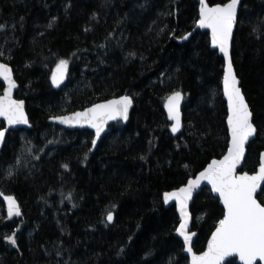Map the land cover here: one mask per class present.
Listing matches in <instances>:
<instances>
[{"label":"trees","instance_id":"1","mask_svg":"<svg viewBox=\"0 0 264 264\" xmlns=\"http://www.w3.org/2000/svg\"><path fill=\"white\" fill-rule=\"evenodd\" d=\"M198 4L0 0V24L6 25L0 59L13 68L15 97L24 99L32 125L9 131L0 150V190L15 195L22 209L21 217L9 220L0 199V264L188 263L174 234L175 205L166 206L163 194L228 147L223 59L206 31L179 40L195 28ZM242 5L231 54L258 129L242 167L253 172L264 150V0ZM61 59L69 61V72L63 87L54 89L50 73ZM177 90L182 126L173 133L163 106ZM121 94L133 99L129 119L111 124L94 151L92 131L48 122ZM14 159L19 163L9 178ZM258 199L264 203V187ZM191 212L193 249L200 252L223 208L205 188ZM13 233L16 246L5 239ZM225 264L239 263L231 258Z\"/></svg>","mask_w":264,"mask_h":264},{"label":"snow or ice","instance_id":"2","mask_svg":"<svg viewBox=\"0 0 264 264\" xmlns=\"http://www.w3.org/2000/svg\"><path fill=\"white\" fill-rule=\"evenodd\" d=\"M199 2V26L211 29L212 44L219 47V51L223 53L226 60L223 93L227 97V124L231 130V144L223 159H213L195 179H189L186 186L166 192L164 200L175 199L179 204L182 221L177 232L183 236L184 242L187 244V251L192 254V264H221L225 257L233 254H238L243 264H254L257 258L264 260V203L258 202L256 199L257 189L264 181V155H262L258 171L255 174L249 175L248 172H243L237 175V166L245 154V144L250 137L257 134L258 129L254 124L253 112L241 91L240 80L233 67V59L229 51L233 39V28L238 23V8L243 6L242 0H228L226 3L213 6H209L206 0H199ZM55 19L53 17L48 27L53 26ZM5 27L6 25L0 24V31H3ZM183 39H187V37H183ZM4 55V51H0V57H4ZM68 64L69 61L66 59L59 60L56 72L51 77L54 85H60L67 74ZM0 77L8 85L4 94L0 95V117L4 118L9 126L28 125L29 119L24 110L25 102L16 100L12 96L13 89L17 87V84L8 63L0 62ZM182 99L181 91H174L168 97L166 105L168 114L175 121L172 126L173 132L178 131L181 124L180 102ZM132 103V98L124 95L119 99L94 104L92 107L74 112L72 115L52 116L50 119L66 125L88 124L95 128L96 136L99 137L103 130L102 125L108 120H115L117 117L128 119ZM6 136V130L0 126V147L6 144ZM92 144L95 146V139ZM28 151L31 152L33 149L28 148ZM39 158V156L36 157V159ZM143 158L141 157V159ZM18 163L19 160L14 159L13 164L7 168L6 175L9 178L14 176ZM63 167L67 168L68 165L65 164ZM202 181H207L211 185V190L219 194V198L223 201L224 212L223 218L219 220L208 242L207 251L197 255L193 252L191 245L192 236L195 233L187 231L190 219L187 209L193 190L199 188ZM5 199L8 202V215L10 217L21 215L20 206L15 198L7 196ZM113 218V213L109 212L107 220L112 221ZM5 239L13 246L17 245L15 233L6 236ZM122 252L123 249H121Z\"/></svg>","mask_w":264,"mask_h":264},{"label":"water","instance_id":"3","mask_svg":"<svg viewBox=\"0 0 264 264\" xmlns=\"http://www.w3.org/2000/svg\"><path fill=\"white\" fill-rule=\"evenodd\" d=\"M242 1H243V0H242ZM226 2H228V1H226ZM226 2H225V3H226ZM206 3H207V2H206ZM207 4H208V3H207ZM218 4H223V3H218ZM208 5H209V6H213V5H215V4H213V5L208 4ZM199 8H200V2H199V4H198V21H199ZM240 8H241V7H240ZM240 8H238V13H239ZM198 21H197V23H196L195 28H194L191 32H189L188 34H185V36H183V37H187V38L190 37L196 29H198V30H200V31H206V32L208 33V36H209V44H210V48H211L212 50H216V51L218 52V54H219V55L222 57V59H223V74H224V68H225V66H226V60H225V58L223 57V53H221V52L219 51V47H218V46H214V45L212 44V40H211V29H210V28H207V27H203V28L200 27ZM234 31H235V25H234V28H233V36H234ZM189 34H190V35H189ZM183 37L180 38L179 40H180V41L186 40V39H183ZM232 41H233V39H232ZM232 41H231V45H230V49H229L231 57H232V54H231V52H232ZM0 62L8 63V62H6V61H4V60H1V59H0ZM58 63H59V62H57L56 64H54V66L52 67L51 73H50V82H51V84H52V86H53L54 89H60V88L63 87V85H64V83H65V81H66V78H67L68 72H69V66H68L67 74L64 76V78H63L62 82L60 83V85H59V86L54 85V84L52 83V79H51V77H52L53 73L56 72V66H57ZM8 64H9V63H8ZM9 66L12 68V66H11L10 64H9ZM233 67H234V65H233ZM234 69H235V68H234ZM235 71H236V70H235ZM12 75H13V78H14L16 84H17V87L13 89L12 96H13V98L16 99V100H23V101H24V99L16 98V97H15V93H16V91H17V89H18V82H17V80L15 79L13 68H12ZM238 78H239V77H238ZM239 80H240V78H239ZM0 82H1L2 85H3V90H2V93H1L0 95H3V94H4V91L7 89V86H8V85H7V82L3 80L2 77H0ZM240 87H241V81H240ZM177 91H179V90H177ZM241 91L243 92L242 87H241ZM173 92H174V91H173ZM173 92H172V93H173ZM221 92H222V96H223V99H224L225 104H226V112H227V115H226V127H227V132H228V147H229L230 144H231V130H230L228 124H227L228 104H227V97H226V96L224 95V93H223V75H222V80H221ZM172 93H170V94L166 97L165 102H164V106H163V109H164V112H165V114H166V117H167L168 121L170 122V128H171V131H172V126L174 125L175 121H173V120L169 117L168 109H167L166 105H167L168 97H169ZM243 94H244V92H243ZM124 95H128V96H130L129 94H121V95H118V96H115V97H111V98L106 99V100L97 101V102H95V103H92V104L88 105L87 107H85V108H83V109H78V110H75V111H73V112H69V113H65V114H59V115H54V116H60V115H72L74 112H77V111H83V110H85V109H87V108L92 107L94 104H101V103H105V102H107L108 100L119 99L121 96H124ZM182 95H183V94H182ZM244 96H245V94H244ZM130 97H131V96H130ZM131 98H132V97H131ZM245 99H246V97H245ZM132 101H133V99H132ZM246 101H247V100H246ZM24 102H25V101H24ZM248 104H249V103H248ZM182 105H183V99H182L181 102H180L181 124H180V127H179L178 131L181 129V126H182ZM132 107H133V103H132V106L129 108L128 119H129V116H130V113H131ZM249 107H250V106H249ZM250 109H251V108H250ZM24 110H25V113H26V115H27V117H28V114H27V111H26V108H25V104H24ZM50 117H52V116H50ZM50 117L48 118V122H50V123H52V124H54V125H56V126H59V127H61V128H64V129H67V130H73V129H88V130L92 131V132H93V138H92V141H93L94 139L96 140V144H95V146H93V144H92V147H91L92 151H94V150L96 149V147H97L99 141L101 140V138H102L105 134H107V133L110 131V126H111V124H114V123H116V122H121L122 124H126L127 121H128V119H127V120H124V119L121 118V117H117V119H115V120H108L106 123H104V124L102 125L103 130H102V132L100 133V136L97 137V136H96V130H95V128H92V127H91L90 125H88V124H83L82 126H81V125H66V124H61L59 121L52 120V119H50ZM28 119H29V117H28ZM0 126H2V129H3V130H6V132L8 133L9 131H13V130H16V129H19V128L29 129V128H31L32 125H31V122H30V120H29V124H28V125L20 124V125L9 126V125L7 124V121H6L4 118L0 117ZM178 131H176V132H173V131H172V132H173V133H177ZM255 138H256V134H255L253 137H250L249 140H248V142H246V144H245V154H244V157H243L241 163L237 166V175L242 174L243 172H247V171L242 170V167H243V164H244V161H245L246 155H247L248 146H249L250 142H252ZM228 147H227V150L225 151V153H224L221 157L213 158V159H216V160H221V159H223V157L227 154ZM1 148H2V147H0V150H1ZM262 155H264V150H262V151L260 152V155H259V162H258V165H257L255 171H253V172H248L249 175H253V174H255V172L258 171L259 163H260V161H261ZM213 159H211V160L206 164V166H205L203 169H201L200 171H198L195 175L191 176L189 179H195L196 176H198L199 173H200L201 171H203V170L208 166V164L211 163V161H212ZM189 179H188V180H189ZM188 180H187V181H188ZM186 184H187V182H186L184 185H182V186H186ZM182 186H180V187H182ZM180 187H178V188H180ZM263 187H264V181L261 182L260 187L257 189L256 199L258 200V202H260V200L258 199V195H259V193L261 192V190H262ZM178 188L172 189V190L167 191V192L175 191V190H177ZM205 188L208 189V190L210 191V193H211L213 196L217 197V199H218V201H219V204L222 206V208H223V212H224L223 201H222V199L219 198V194L211 190V185H210L207 181H202L201 184H200V187H199V188H196V189L193 190L192 198L188 201V209H187V210H188V212L190 213V219H189V223H188L187 231H188L189 233H195V235L192 236V241H191L192 249H193V242H194V240H195V238H196V236H197V231H195V230L192 229L193 214H192V212H191V203H192L194 197H195L197 194H199V193H200L203 189H205ZM165 193H166V192H165ZM165 193H164V194H165ZM0 194H2V195H0V199L2 200V202H3V204H4V209H5V213H6V217H7V219L11 220V219H13V218H19V217H21V216H22V209H21V206H20V202H19V200L15 197V195H13V194H5V193H3L1 190H0ZM164 194H163V200H164ZM7 196H12V197L15 198L16 202H17V203L19 204V206H20L21 215H19V216L13 215V216H11V217L8 215V202H7L6 199H5V197H7ZM164 203H165L166 206H169V205L172 204V203H174V205H175V209H176V213H177V216H178V220H179V222H178V225H177V228H176L174 234H175V236H176V237L182 242V245H183V254H184V256H186L187 261H188V264H192V254L189 253V252L187 251V244L184 242V238H183V236H181V235L179 234V232H177V229H178V227H179V225H180V223H181V221H182V218H181V216H180L179 204H178L177 201H175V199H172V200H169V201H165V200H164ZM222 218H223V216H222ZM112 221H113V220H112ZM112 221H108V222H112ZM217 225H218V224H217ZM217 225H216V226H217ZM216 226H215V228H216ZM215 228L212 230L210 236L208 237L204 249H203L202 251H200V252H196V251H194V249H193V252H195L197 255H200L201 253L207 251L208 242H209V240L211 239L212 233L215 231ZM231 258H235L237 263H239V264H243V261H241V260L239 259V255H238V254H233V255H231V256L225 257L224 260L221 262V264H225V263H226L229 259H231ZM254 264H264V260H260L259 258H257V259L254 261Z\"/></svg>","mask_w":264,"mask_h":264},{"label":"rangeland","instance_id":"4","mask_svg":"<svg viewBox=\"0 0 264 264\" xmlns=\"http://www.w3.org/2000/svg\"><path fill=\"white\" fill-rule=\"evenodd\" d=\"M55 133H58V131H55ZM29 154V153H28ZM188 264V263H187Z\"/></svg>","mask_w":264,"mask_h":264}]
</instances>
